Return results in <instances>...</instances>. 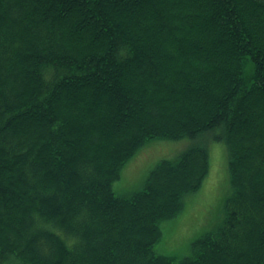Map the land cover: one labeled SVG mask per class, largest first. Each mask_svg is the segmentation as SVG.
<instances>
[{
	"label": "trees",
	"instance_id": "obj_1",
	"mask_svg": "<svg viewBox=\"0 0 264 264\" xmlns=\"http://www.w3.org/2000/svg\"><path fill=\"white\" fill-rule=\"evenodd\" d=\"M227 151L217 227L158 255ZM199 141L117 195L151 140ZM0 264H264V0H0Z\"/></svg>",
	"mask_w": 264,
	"mask_h": 264
},
{
	"label": "rangeland",
	"instance_id": "obj_2",
	"mask_svg": "<svg viewBox=\"0 0 264 264\" xmlns=\"http://www.w3.org/2000/svg\"><path fill=\"white\" fill-rule=\"evenodd\" d=\"M195 140H151L139 149L120 169L112 188L117 195H129L142 188L150 170L161 160H173ZM209 154V173L201 188L189 195L181 212L160 224V239L155 245L158 255L180 260L190 254L193 240L213 231L224 216V202L230 194L227 151L223 142L205 135ZM202 143V142H200Z\"/></svg>",
	"mask_w": 264,
	"mask_h": 264
}]
</instances>
